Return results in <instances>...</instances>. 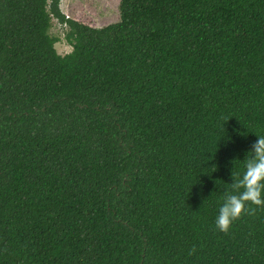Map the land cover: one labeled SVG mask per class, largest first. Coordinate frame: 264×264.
<instances>
[{
	"label": "trees",
	"instance_id": "1",
	"mask_svg": "<svg viewBox=\"0 0 264 264\" xmlns=\"http://www.w3.org/2000/svg\"><path fill=\"white\" fill-rule=\"evenodd\" d=\"M257 135L264 0H0V264H264V209L215 223Z\"/></svg>",
	"mask_w": 264,
	"mask_h": 264
},
{
	"label": "clouds",
	"instance_id": "2",
	"mask_svg": "<svg viewBox=\"0 0 264 264\" xmlns=\"http://www.w3.org/2000/svg\"><path fill=\"white\" fill-rule=\"evenodd\" d=\"M258 140L252 145L251 158L245 161V170L241 175L233 170L231 192L224 196V202L216 217L219 231L229 234L234 222L245 215H254L255 205L264 209V135H257ZM195 252V248L192 249Z\"/></svg>",
	"mask_w": 264,
	"mask_h": 264
},
{
	"label": "rangeland",
	"instance_id": "3",
	"mask_svg": "<svg viewBox=\"0 0 264 264\" xmlns=\"http://www.w3.org/2000/svg\"><path fill=\"white\" fill-rule=\"evenodd\" d=\"M120 0H61V10L68 17L80 20L94 27H104L119 20ZM51 35L60 37L56 43L59 54L66 55L72 51V47L63 40L65 36L64 25L53 20Z\"/></svg>",
	"mask_w": 264,
	"mask_h": 264
}]
</instances>
